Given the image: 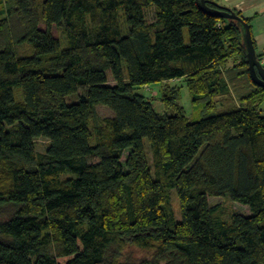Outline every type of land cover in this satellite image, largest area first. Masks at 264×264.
Wrapping results in <instances>:
<instances>
[{
	"label": "trees",
	"instance_id": "obj_1",
	"mask_svg": "<svg viewBox=\"0 0 264 264\" xmlns=\"http://www.w3.org/2000/svg\"><path fill=\"white\" fill-rule=\"evenodd\" d=\"M173 80L215 113L136 92ZM263 101L241 28L196 0H0V264H264Z\"/></svg>",
	"mask_w": 264,
	"mask_h": 264
},
{
	"label": "rangeland",
	"instance_id": "obj_2",
	"mask_svg": "<svg viewBox=\"0 0 264 264\" xmlns=\"http://www.w3.org/2000/svg\"><path fill=\"white\" fill-rule=\"evenodd\" d=\"M149 17H150V14H149ZM53 34L55 37L60 39L61 47L65 49L67 47V43L65 39L64 38L61 39V34L56 29H53ZM185 40L187 43L188 42L187 31H185ZM108 84L114 85L113 81L111 80L110 75L108 76ZM170 88L179 90L180 100L178 104L180 107L183 108L189 120L199 121L202 118L211 116L215 113L213 111H209L205 109L202 105H193L191 96L183 80H173V81H169V82H165V83H161L157 85L147 86V87L136 90V92L141 95H144L148 99V101H150L153 104L156 112L158 113L166 112L168 115H172L174 110H170V109L165 110V107L161 102L162 94L167 89H170ZM16 95H19V90H16ZM78 97H79L78 94L71 95L70 97L66 99V103L67 104L76 103L78 102ZM227 97L224 96V97L217 98L215 100L216 101V109H215L216 111L226 110L232 106L239 107L240 102L233 88L230 89V95ZM260 110L262 114L264 115V101L260 105ZM108 111L103 108L99 109V113L101 116H108L109 115ZM143 144H144V148H145L148 161L150 163V166L152 167V155H151V151H150L147 140H144ZM47 146H48V142L46 140H43V139L37 140L35 144V151L37 153H44ZM126 154L127 153H125L124 157L126 156ZM97 161H98L97 158L90 159V162H93V163ZM171 200H172V205H173V210L176 216V220L180 221L179 203H178V198L174 190L171 191ZM210 203L219 205L220 207H222L224 211L223 218L226 220L229 219L231 214H240L244 216H249L251 214L247 206H244L236 202H232L228 197L219 198V199H210ZM145 256H147L146 252L136 251L135 257L137 259H141Z\"/></svg>",
	"mask_w": 264,
	"mask_h": 264
},
{
	"label": "water",
	"instance_id": "obj_3",
	"mask_svg": "<svg viewBox=\"0 0 264 264\" xmlns=\"http://www.w3.org/2000/svg\"><path fill=\"white\" fill-rule=\"evenodd\" d=\"M196 4L198 9L208 16L235 21L239 25L242 31L243 47L251 80L255 85L264 88V67L258 60L250 25L246 23L242 17L238 16L236 12L230 9L222 8L219 5H216L217 8H211L207 5L205 0H196Z\"/></svg>",
	"mask_w": 264,
	"mask_h": 264
},
{
	"label": "crops",
	"instance_id": "obj_4",
	"mask_svg": "<svg viewBox=\"0 0 264 264\" xmlns=\"http://www.w3.org/2000/svg\"><path fill=\"white\" fill-rule=\"evenodd\" d=\"M221 7L238 12L250 20L255 51L264 67V0H219Z\"/></svg>",
	"mask_w": 264,
	"mask_h": 264
}]
</instances>
